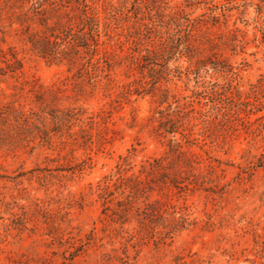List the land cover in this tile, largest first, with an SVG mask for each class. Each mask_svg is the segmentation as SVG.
<instances>
[{
    "label": "rangeland",
    "instance_id": "1",
    "mask_svg": "<svg viewBox=\"0 0 264 264\" xmlns=\"http://www.w3.org/2000/svg\"><path fill=\"white\" fill-rule=\"evenodd\" d=\"M0 264H264V0H0Z\"/></svg>",
    "mask_w": 264,
    "mask_h": 264
},
{
    "label": "trees",
    "instance_id": "2",
    "mask_svg": "<svg viewBox=\"0 0 264 264\" xmlns=\"http://www.w3.org/2000/svg\"><path fill=\"white\" fill-rule=\"evenodd\" d=\"M46 44H47V46L49 45L48 43H46ZM32 47H33L34 50H39V53H42L43 55H46V56H48V55L49 56H52V55H56L57 54L56 53V50H57L56 48L51 51L52 53H50V50H45L44 51V49H39V47L37 48V46H36L35 43H32ZM12 58H13V65L12 66L8 65V68H11L12 69V72L13 71H17V70H21L22 69V62H21V60H18L15 57H12ZM75 116H76V114H74V113L71 114L70 113L69 119L70 120L77 121L78 119H74ZM54 119L56 121V125H62L63 122H64L63 119L61 117H59V115H55ZM46 135H48V134H46ZM171 154H172L171 155L172 158H175L176 160L178 159V161H175L174 163H173V159L170 160V164L171 163L174 164L173 171L174 172L181 173L180 172V164L179 163L180 162L183 163L184 154H182V152H180L178 150L172 151ZM165 159L166 158H163V159H160V160H155L154 165L151 166V168H150V170L148 172V175L152 176L153 173L156 174V172L164 171L165 170V167H164L163 162H164ZM180 159L182 161H180ZM190 159L191 158H187L186 157V158H184V161L190 160ZM188 166H190V163H188ZM123 183H125V182H123ZM122 186L124 187L125 184H122ZM140 186H141V182L134 181L129 187H127L129 189V195L127 196V198L131 197V195L138 194V192L141 191V187ZM160 205H161L160 202L155 201L152 204H146V207H147L146 209H149L150 212H158L159 211V208L161 207Z\"/></svg>",
    "mask_w": 264,
    "mask_h": 264
}]
</instances>
